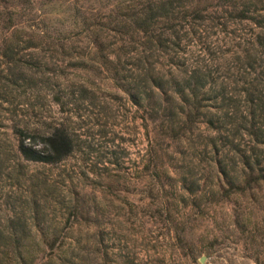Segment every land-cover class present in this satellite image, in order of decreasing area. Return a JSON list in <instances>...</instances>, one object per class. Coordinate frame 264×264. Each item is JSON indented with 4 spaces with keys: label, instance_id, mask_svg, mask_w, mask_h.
Listing matches in <instances>:
<instances>
[{
    "label": "rangeland",
    "instance_id": "374dc122",
    "mask_svg": "<svg viewBox=\"0 0 264 264\" xmlns=\"http://www.w3.org/2000/svg\"><path fill=\"white\" fill-rule=\"evenodd\" d=\"M132 2L9 0L0 4L2 19L15 13V23H22L21 35L35 36L37 52L44 48L46 32L52 37L75 36L68 49L76 50L72 60H77L63 61L57 49L50 48L49 54L55 53L60 61L57 72L63 76L55 81L60 87L10 98L11 103L0 101V135L6 144H13L14 118H28L29 106L35 103L44 119L69 128L76 147L64 164L52 168V178L61 179L62 170L82 172L81 167L90 176L88 186L80 189L91 219L86 224L80 221L76 229L84 227L95 235L102 228L107 235L105 241L95 238L98 253L88 264H264V179L257 168L240 171L254 141L245 129L237 130L242 117H249L253 102L248 93L256 90V84L264 97V0H259L255 19L248 21L236 18L233 0L200 1L206 23L195 27L196 32L192 29L173 52L177 67L210 72L213 80L226 84L235 103L240 120L229 136L236 149L219 143V152L207 146L209 138L216 136L200 111L195 113L197 123L176 137L163 131L161 120L134 106L123 87L126 71L116 77L114 70L126 60L125 56L119 60L118 52L130 41L128 36L116 37L118 44L111 48L90 45L85 32L93 33L102 24L120 27L118 16ZM111 31L110 36L116 35ZM3 32L0 26V41L4 34L10 36V31ZM95 52L105 54L107 64L94 61ZM168 62L161 58L156 68L168 70ZM71 85L76 86L74 94ZM77 86L86 88L83 95ZM58 91L69 93L63 105L54 101ZM208 104L219 106L215 101L204 103ZM260 159L264 162L263 156ZM111 162L117 164L110 166ZM217 162H240L233 191ZM106 166L114 175L110 180H101L91 169L101 173ZM191 186L194 191H189Z\"/></svg>",
    "mask_w": 264,
    "mask_h": 264
},
{
    "label": "trees",
    "instance_id": "16d2710c",
    "mask_svg": "<svg viewBox=\"0 0 264 264\" xmlns=\"http://www.w3.org/2000/svg\"><path fill=\"white\" fill-rule=\"evenodd\" d=\"M3 1L9 2L0 0V4ZM200 1L134 0L119 14L120 27L117 25L111 29L109 24H102L93 33H85L91 38L90 45L102 49L117 46L116 37L125 39L128 36L130 41L120 46L118 52L119 60L124 56L126 60L122 67H115V76L122 77L126 71L122 82L132 103L153 118L161 120L163 131L181 136L182 131H189L191 125L197 123L199 114L195 113L200 111L216 136L209 138L207 146L213 145L217 152L219 143L232 144L236 149L229 135L240 118L236 117L232 106L235 103L228 96L226 84L217 83L210 72L201 68H193L192 72L182 70L177 67L173 53L181 48L189 34L206 23L205 14L200 15ZM258 3L259 0H233L232 7L238 12L236 18L241 21L255 19L253 14L257 11ZM14 15L9 13L6 19H2L0 13L3 33L10 31V36L4 34L0 41V101L9 103L10 98L18 99L32 91L38 94L60 87L55 82L56 77L63 76L57 72L60 61L55 53L49 54L50 48H56V53H60L63 61L72 60L76 51L74 48L68 49L75 36L52 37L47 36L46 32L45 44L42 43L44 48L38 53L35 36L30 35V38L25 39L20 33L22 23H15ZM108 30L115 31L116 35L110 36ZM109 37L114 40H108ZM127 48L130 49L125 52ZM102 52L94 53V61L106 63L107 56ZM110 53L115 54L112 51ZM161 58L169 60L168 70L165 66L156 68ZM249 62L253 63L252 60ZM258 85L255 91L248 93L253 104L248 102L251 104L249 117H242L237 130L245 129L254 141L250 155L243 156L245 160L240 171H254L257 168L264 179V162H260V157L264 158V97H261L262 91ZM77 88L81 95L86 91L83 86ZM66 95L69 93L58 91L53 95L54 101L63 105ZM206 101L219 103L218 109L212 104L204 105ZM35 104L29 106L28 118H14L11 135L13 144H6L0 135V264H88L93 259L92 255L98 253L94 246L95 238L105 241L107 235L102 228L95 235L91 234V230L84 231V227L79 231L76 229L80 221L86 224L91 219L83 206L86 200L80 189L88 186L90 176L81 167L82 172L71 174V171L66 173V170H62L64 175H59L61 179L52 178V168H59L65 163L62 161L74 152L76 143L68 127L54 126L51 120L44 119V114ZM32 116L35 121H32ZM182 123L186 125L181 126ZM114 164L117 163L111 162L110 166ZM217 164L233 191L239 178L240 171L237 168L240 162ZM110 166L104 167L101 173L95 172L94 167L91 169L101 180H110L114 177ZM96 184L95 180L93 185ZM191 187L193 189L188 187L189 191H194V186ZM204 187L205 184H200V188ZM203 197L200 196V201Z\"/></svg>",
    "mask_w": 264,
    "mask_h": 264
}]
</instances>
